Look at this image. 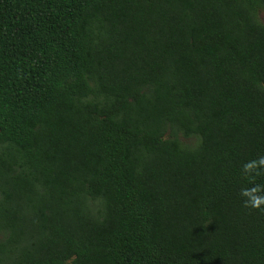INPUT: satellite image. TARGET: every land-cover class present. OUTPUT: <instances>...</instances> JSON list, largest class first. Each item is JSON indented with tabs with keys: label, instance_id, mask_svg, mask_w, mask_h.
Instances as JSON below:
<instances>
[{
	"label": "trees",
	"instance_id": "trees-1",
	"mask_svg": "<svg viewBox=\"0 0 264 264\" xmlns=\"http://www.w3.org/2000/svg\"><path fill=\"white\" fill-rule=\"evenodd\" d=\"M260 10L0 0V264H264Z\"/></svg>",
	"mask_w": 264,
	"mask_h": 264
},
{
	"label": "rangeland",
	"instance_id": "rangeland-1",
	"mask_svg": "<svg viewBox=\"0 0 264 264\" xmlns=\"http://www.w3.org/2000/svg\"><path fill=\"white\" fill-rule=\"evenodd\" d=\"M259 18L261 22L264 24V10L259 11ZM181 140L183 141H190V139H185L183 136H180Z\"/></svg>",
	"mask_w": 264,
	"mask_h": 264
}]
</instances>
